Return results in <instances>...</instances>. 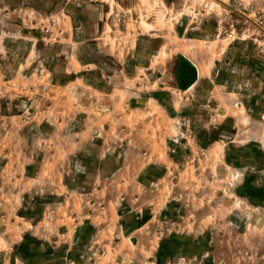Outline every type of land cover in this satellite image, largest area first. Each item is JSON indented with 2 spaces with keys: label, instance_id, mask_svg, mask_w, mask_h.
<instances>
[{
  "label": "rangeland",
  "instance_id": "374dc122",
  "mask_svg": "<svg viewBox=\"0 0 264 264\" xmlns=\"http://www.w3.org/2000/svg\"><path fill=\"white\" fill-rule=\"evenodd\" d=\"M0 48V264H264V0H0Z\"/></svg>",
  "mask_w": 264,
  "mask_h": 264
},
{
  "label": "crops",
  "instance_id": "0c3cea01",
  "mask_svg": "<svg viewBox=\"0 0 264 264\" xmlns=\"http://www.w3.org/2000/svg\"><path fill=\"white\" fill-rule=\"evenodd\" d=\"M3 48H4V47H3ZM3 50H4V49H3ZM0 52H1V48H0ZM179 54H180L181 58H183V60H186V61L189 62L191 65L195 66V69L197 70V79H198V80L201 79L202 77H204L205 79L208 78L209 74H207V75H205V76H201V75L199 74V72H198V67H197V65H196V63H195L196 60H193V58H191V57L185 55V53H183V52H180ZM210 75H214V70L212 71V69H211V71H210ZM0 81H4V82H5V85L8 86V87L10 88V86H9L8 84H9L10 81H12V78H8V76H6V74H5V72L3 71V69L1 68V66H0ZM7 91H8V88L5 89L4 92H7ZM31 91H32V89H31ZM47 104H48V103H47ZM33 105H34V102H31V105H30V107H29L28 110L33 109ZM3 108H4V107H3ZM24 111H26V110H23V112H24ZM3 112H4L5 117H7L8 115L11 114L10 112H8V104H7L6 101H5V108H4V111H3ZM24 114H25V113H24ZM45 117H46V115L43 116V118H45ZM44 120H45V119H43V121H44Z\"/></svg>",
  "mask_w": 264,
  "mask_h": 264
},
{
  "label": "trees",
  "instance_id": "16d2710c",
  "mask_svg": "<svg viewBox=\"0 0 264 264\" xmlns=\"http://www.w3.org/2000/svg\"><path fill=\"white\" fill-rule=\"evenodd\" d=\"M186 61V60H185ZM187 62V61H186ZM188 64H190L189 62H187ZM191 65V64H190ZM191 66H193V65H191Z\"/></svg>",
  "mask_w": 264,
  "mask_h": 264
}]
</instances>
